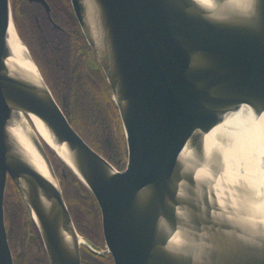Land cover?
Returning <instances> with one entry per match:
<instances>
[{"label": "water", "instance_id": "obj_1", "mask_svg": "<svg viewBox=\"0 0 264 264\" xmlns=\"http://www.w3.org/2000/svg\"><path fill=\"white\" fill-rule=\"evenodd\" d=\"M44 5L46 0H28ZM70 0L110 88L127 159L115 168L74 129L0 0V264H13L4 196L10 179L49 264H81L76 229L43 139L94 196L114 264H264V189L234 182L209 133L247 106L264 152V0ZM36 73L9 45V26ZM22 121L45 175L14 131ZM42 139V140H41ZM99 253V251H94Z\"/></svg>", "mask_w": 264, "mask_h": 264}, {"label": "trees", "instance_id": "obj_2", "mask_svg": "<svg viewBox=\"0 0 264 264\" xmlns=\"http://www.w3.org/2000/svg\"><path fill=\"white\" fill-rule=\"evenodd\" d=\"M47 2L50 17L57 26L52 25L45 10L37 4L14 0L12 18L15 29L74 129L112 164L124 165L126 145L117 107L104 74H89L77 57L78 47L89 48V45L73 14L70 0ZM44 147L70 180V185L65 188L70 198L74 197V189H87L50 147L45 143ZM8 184L18 193L10 179ZM71 205L69 208L75 219V211L78 217L88 215L77 204ZM22 210L21 203V207L14 211L22 214Z\"/></svg>", "mask_w": 264, "mask_h": 264}, {"label": "bare ground", "instance_id": "obj_3", "mask_svg": "<svg viewBox=\"0 0 264 264\" xmlns=\"http://www.w3.org/2000/svg\"><path fill=\"white\" fill-rule=\"evenodd\" d=\"M196 1L208 9L211 8L208 0ZM9 34L8 42L14 56L25 70L36 73V67L28 57L26 47L19 41L12 24L9 26ZM27 118L35 132L61 154L60 147L55 144L42 122L33 116H27ZM22 119L21 117L14 124L12 130L34 165L47 175V169L29 140V133ZM208 138L210 149L214 153L220 151L226 170L234 182L251 192H258L260 187L264 189V152L260 138V124L247 106L243 105L229 112L223 121L209 133Z\"/></svg>", "mask_w": 264, "mask_h": 264}, {"label": "flooded vegetation", "instance_id": "obj_4", "mask_svg": "<svg viewBox=\"0 0 264 264\" xmlns=\"http://www.w3.org/2000/svg\"><path fill=\"white\" fill-rule=\"evenodd\" d=\"M13 3H14V0H10L12 11H13ZM30 4H37L38 6L43 8L45 12L47 13L48 19L52 23V25L57 26V24L54 23L50 17V7H49V13H48L43 4L39 2H30ZM78 48H79V51L77 52V57L80 59V62L83 64L82 67L86 71H88L89 74L91 75L100 76V73L103 74V71L98 65L94 54L91 53L92 55H90L89 53L90 47L87 48L85 46H80ZM119 123L121 126L120 119H119ZM121 130L123 132L122 126H121ZM125 145H126V142H125ZM47 154L50 158L55 174L58 178L60 187L62 189V195L64 197L68 211L71 215V218L73 220V223L77 231L82 236L87 238L88 241L92 243L94 246L92 250L86 246L80 247L81 264H88V263L89 264H114L111 254L103 253V251L106 249V246H105V241H104L102 226H101V213H100V209L98 207V204L94 196L89 191V189L78 188L72 191L74 193V197L70 198L65 189L68 185H70V180L67 178L63 169L59 167V164L53 161V159H51L48 152ZM126 159H127V150H126ZM126 159H125L124 165H114L110 161L109 162L115 168L122 170L126 164ZM7 184H8V181H7ZM8 202L9 201L6 198V193H5V196H4L5 224H6V231H7V240H8L10 250H11L13 264H49L46 251L42 243V239L40 237L39 231L35 223L33 222L31 218L29 219L23 212L21 215L22 217L19 218V213L15 212L14 210L15 208H17L18 210V207L20 208L21 206L16 205V207L12 209V206L8 204ZM70 204H72L71 206H75V204H77L83 210H86L88 215H85V217L83 216L78 217V213L77 211H75L76 212L75 215L77 216L75 219L72 212L70 211V208H69ZM94 251H99V253H95Z\"/></svg>", "mask_w": 264, "mask_h": 264}, {"label": "rangeland", "instance_id": "obj_5", "mask_svg": "<svg viewBox=\"0 0 264 264\" xmlns=\"http://www.w3.org/2000/svg\"><path fill=\"white\" fill-rule=\"evenodd\" d=\"M24 43V42H23ZM41 73V72H40ZM42 75V74H41ZM44 78V77H43ZM45 80V79H44ZM5 193H6V198L7 200L9 201L8 204H10L12 206V209H14L16 207V205H20L21 206V199H20V196H18V193H16V190L14 189V187L10 186L9 187V184H7L6 186V190H5ZM23 211H24V214L27 216L24 208H23ZM22 214L19 213V218H21ZM5 216V215H4ZM28 217V216H27ZM6 226V224H5ZM7 232V231H6Z\"/></svg>", "mask_w": 264, "mask_h": 264}]
</instances>
